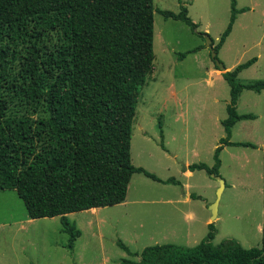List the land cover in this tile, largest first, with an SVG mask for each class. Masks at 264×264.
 Returning <instances> with one entry per match:
<instances>
[{"label":"trees","instance_id":"16d2710c","mask_svg":"<svg viewBox=\"0 0 264 264\" xmlns=\"http://www.w3.org/2000/svg\"><path fill=\"white\" fill-rule=\"evenodd\" d=\"M157 10L194 31L198 27L185 6ZM154 11L153 0H0V190L15 189L30 218L60 216L70 250L80 231L66 214L123 202L135 172L179 184L134 166L130 156L139 92L154 70ZM236 13L232 0L216 54ZM256 61L222 73L230 86L221 120L225 137L212 166L191 163L189 170L219 175L223 146L257 147L230 140L236 122L257 117L237 111L243 89L264 92V75L238 80ZM207 228L194 246L149 245L139 259L117 264H264V226L261 245L249 248L233 238L215 244L214 222Z\"/></svg>","mask_w":264,"mask_h":264},{"label":"rangeland","instance_id":"374dc122","mask_svg":"<svg viewBox=\"0 0 264 264\" xmlns=\"http://www.w3.org/2000/svg\"><path fill=\"white\" fill-rule=\"evenodd\" d=\"M234 1L236 19L217 57L230 69L257 57L238 74V80L247 83L264 75V0ZM153 4L154 70L139 92L130 156L134 166L161 179L173 177L179 184L135 172L127 192L128 200L136 202L66 214L80 231L72 250L60 216L30 218L15 189L0 190V264H117L123 258L139 259L149 245L194 246L206 235L208 228L202 237L187 238L186 206L176 209L162 201L181 199V185L200 195L193 201L199 214L201 205L215 199L217 180L203 169L186 176L185 167L198 162L212 166L214 149L225 137L221 120L227 116L230 86L215 69L205 33L214 47L230 20L232 0H153ZM182 6L197 24L196 31L157 10L178 12ZM237 111L257 117L236 122L230 140L250 141L257 147L225 145L220 151L219 175L225 186L213 243L233 238L249 248L261 245L264 226V92L243 89Z\"/></svg>","mask_w":264,"mask_h":264},{"label":"crops","instance_id":"0c3cea01","mask_svg":"<svg viewBox=\"0 0 264 264\" xmlns=\"http://www.w3.org/2000/svg\"><path fill=\"white\" fill-rule=\"evenodd\" d=\"M228 37H229V35L227 36V38ZM231 67L232 66L226 67V69L228 70ZM214 72H215V69H214ZM186 168H188V164H187ZM191 174H192L191 170L188 169L187 171H185L186 176H190ZM181 186L183 187V192H184L181 199L169 198V199L163 200L162 203L171 204V205H173L172 208H176V209H180V207L186 206L187 211H183V214H185L187 216V218L190 220V221H187L186 236L189 239L195 240L197 237H202L201 235L207 231L206 228H207L208 223L211 222V219H210V210H208L206 206L208 204H210L213 200H210V201L204 203L203 205H201L200 207L203 209H201V213L199 214V213L195 212V209L193 208V204L196 205V203H193V201L200 200V198H201L200 195L196 194V196H198V198H194L193 197L194 193H192L190 191L189 185H185V186L181 185ZM136 201L137 200H135V199L129 201L128 200V192H127L125 200L121 203L114 204V205L125 204L126 202L134 203ZM196 206H198V205H196ZM90 209H92L93 211L95 210V208H90ZM217 217H218V212H217Z\"/></svg>","mask_w":264,"mask_h":264},{"label":"water","instance_id":"95a60500","mask_svg":"<svg viewBox=\"0 0 264 264\" xmlns=\"http://www.w3.org/2000/svg\"><path fill=\"white\" fill-rule=\"evenodd\" d=\"M205 38L207 41V46L210 49V54H211V58L214 61L215 66L223 73L226 71V67L224 65V63L222 61H220V59L217 57L216 51L212 45V39L211 37L205 33ZM186 168V167H185ZM211 177L215 178L218 182V187L216 190V196L214 201L209 205V210H210V219L211 222H214L217 219V208H218V202L222 193V190L224 189L225 186V181L224 179L220 176V175H216L214 173H211Z\"/></svg>","mask_w":264,"mask_h":264},{"label":"bare ground","instance_id":"6f19581e","mask_svg":"<svg viewBox=\"0 0 264 264\" xmlns=\"http://www.w3.org/2000/svg\"><path fill=\"white\" fill-rule=\"evenodd\" d=\"M227 70V69H226Z\"/></svg>","mask_w":264,"mask_h":264}]
</instances>
